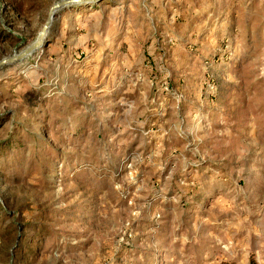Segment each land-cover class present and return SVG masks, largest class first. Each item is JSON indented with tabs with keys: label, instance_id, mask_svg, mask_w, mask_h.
Returning <instances> with one entry per match:
<instances>
[{
	"label": "rangeland",
	"instance_id": "1",
	"mask_svg": "<svg viewBox=\"0 0 264 264\" xmlns=\"http://www.w3.org/2000/svg\"><path fill=\"white\" fill-rule=\"evenodd\" d=\"M65 1L0 0V264H264V0Z\"/></svg>",
	"mask_w": 264,
	"mask_h": 264
},
{
	"label": "water",
	"instance_id": "2",
	"mask_svg": "<svg viewBox=\"0 0 264 264\" xmlns=\"http://www.w3.org/2000/svg\"><path fill=\"white\" fill-rule=\"evenodd\" d=\"M98 1H100V0H67V1H65V3L67 2V3H76V4H91V3H96ZM56 7H57V5L53 6V8H56ZM45 31H46V28L43 29V31L40 33L38 41L31 47V49L37 48L40 45H42V43L45 39V36H46ZM29 50H30V48L26 51H23L22 53H20L16 56L1 60L0 61V68L5 66V65L13 64V63L20 61L21 59H23V57L26 55V53H28Z\"/></svg>",
	"mask_w": 264,
	"mask_h": 264
}]
</instances>
